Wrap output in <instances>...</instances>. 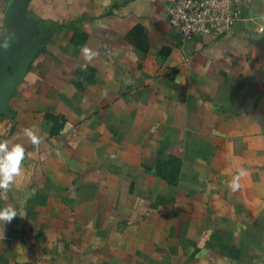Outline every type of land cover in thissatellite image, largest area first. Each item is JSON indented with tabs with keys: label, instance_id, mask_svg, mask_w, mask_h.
<instances>
[{
	"label": "crops",
	"instance_id": "crops-1",
	"mask_svg": "<svg viewBox=\"0 0 264 264\" xmlns=\"http://www.w3.org/2000/svg\"><path fill=\"white\" fill-rule=\"evenodd\" d=\"M171 1L28 0L47 39L0 117L26 149L0 264H264V0L191 40Z\"/></svg>",
	"mask_w": 264,
	"mask_h": 264
},
{
	"label": "water",
	"instance_id": "water-1",
	"mask_svg": "<svg viewBox=\"0 0 264 264\" xmlns=\"http://www.w3.org/2000/svg\"><path fill=\"white\" fill-rule=\"evenodd\" d=\"M27 8L28 0H9L6 6L3 36L14 33L15 38L9 49L0 48V116L11 114L9 101L47 39Z\"/></svg>",
	"mask_w": 264,
	"mask_h": 264
},
{
	"label": "built area",
	"instance_id": "built-area-1",
	"mask_svg": "<svg viewBox=\"0 0 264 264\" xmlns=\"http://www.w3.org/2000/svg\"><path fill=\"white\" fill-rule=\"evenodd\" d=\"M252 0H172L167 6L169 23L185 40L232 33L234 23Z\"/></svg>",
	"mask_w": 264,
	"mask_h": 264
},
{
	"label": "clouds",
	"instance_id": "clouds-1",
	"mask_svg": "<svg viewBox=\"0 0 264 264\" xmlns=\"http://www.w3.org/2000/svg\"><path fill=\"white\" fill-rule=\"evenodd\" d=\"M14 33H9L6 36L0 35V48L7 50L10 48V41L14 40ZM81 58L84 63L81 65L82 70H87L93 60L98 57V51L90 48L87 45L81 46ZM23 136L28 139L31 145L39 148L42 143V138L39 135V130L35 127H26L23 129ZM26 159V149L21 143H11L8 140L0 141V199L5 201L3 207H0V231L3 232L2 226L5 223H10L18 215L21 216L17 207L7 202V194L16 183L17 177L23 172V165ZM248 170L241 167L237 169L235 175L232 176L228 183V188L235 192L241 187V180L248 176Z\"/></svg>",
	"mask_w": 264,
	"mask_h": 264
},
{
	"label": "trees",
	"instance_id": "trees-1",
	"mask_svg": "<svg viewBox=\"0 0 264 264\" xmlns=\"http://www.w3.org/2000/svg\"><path fill=\"white\" fill-rule=\"evenodd\" d=\"M0 117H3V116H0ZM53 119V121H55L56 119L55 118H52Z\"/></svg>",
	"mask_w": 264,
	"mask_h": 264
}]
</instances>
